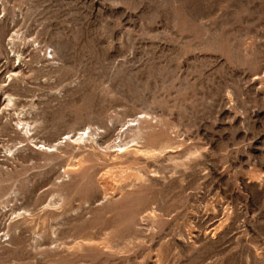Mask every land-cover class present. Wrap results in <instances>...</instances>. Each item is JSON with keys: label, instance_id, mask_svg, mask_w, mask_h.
<instances>
[{"label": "rangeland", "instance_id": "1", "mask_svg": "<svg viewBox=\"0 0 264 264\" xmlns=\"http://www.w3.org/2000/svg\"><path fill=\"white\" fill-rule=\"evenodd\" d=\"M0 264H264V0H0Z\"/></svg>", "mask_w": 264, "mask_h": 264}]
</instances>
